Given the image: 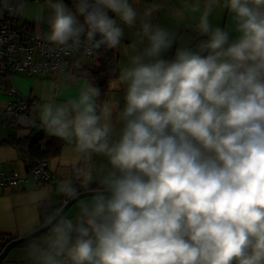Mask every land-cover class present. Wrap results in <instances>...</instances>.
<instances>
[{
    "label": "clouds",
    "instance_id": "obj_1",
    "mask_svg": "<svg viewBox=\"0 0 264 264\" xmlns=\"http://www.w3.org/2000/svg\"><path fill=\"white\" fill-rule=\"evenodd\" d=\"M45 4L48 40L88 55L120 45L118 20L137 21L129 0H74V11L64 0ZM219 6L205 0L200 50L177 49L172 59L162 55L172 34L142 22L143 47L118 77L125 95L115 138L114 109L96 103L90 82L78 100L40 108L49 135L75 138L109 166L95 181L87 173L96 187L74 219L56 220L28 245L32 264H264V0H223L239 34L231 42L229 29L209 22ZM22 8L21 0L6 10ZM61 191L79 198L70 180Z\"/></svg>",
    "mask_w": 264,
    "mask_h": 264
},
{
    "label": "crops",
    "instance_id": "obj_2",
    "mask_svg": "<svg viewBox=\"0 0 264 264\" xmlns=\"http://www.w3.org/2000/svg\"><path fill=\"white\" fill-rule=\"evenodd\" d=\"M20 2L21 0H0V7ZM64 2L74 11L73 4L68 3L67 0H64ZM22 3L23 8L19 11V25L21 27H30L33 33L41 38L48 39L50 33L48 20L51 10L45 4V0H22ZM130 4L137 11V21L131 27L121 22L124 29V37L117 47L119 70L122 69L121 64L124 63L127 66L130 57L142 49L143 45L139 43L141 24L146 19L169 31L174 38L172 48L162 54L164 59L174 58L177 49L186 48L189 44H192L194 39L201 35L197 25L204 10L205 0H130ZM153 5H157L158 9L153 11L150 17H145V10ZM196 5H199V11L194 10ZM224 10L226 8L223 7V0H220V6L214 7L212 14L209 16V22L212 26L216 23L222 24L225 18ZM225 15V26H227L228 20L233 19L229 11ZM38 16L42 17L39 21L35 19ZM80 19L82 21L83 17H80ZM161 20L166 25L161 24ZM232 24L234 25V21ZM235 34L236 37L239 35L237 32ZM184 36L187 37L185 43L183 42ZM236 37L231 39L230 42L235 40ZM204 40L205 38H201L191 48L199 51L200 48L196 47L199 43L201 45ZM133 44L137 45L136 49L131 47ZM125 57H128V60H125ZM93 62V58L76 54L70 62L68 71L59 75L44 76L11 73L9 80L17 86L23 97L37 100V109L31 115L36 121V125L40 126V108L45 103L54 102L57 105H64L69 101L78 100L81 91L88 83L85 68L91 67ZM116 82L118 84L113 91L111 85ZM4 86L5 83L0 78V165L7 172L27 173L28 170L23 153L17 141L27 138L33 133L31 129L4 125L3 112L10 100ZM124 95V86L120 84L118 77L111 80L110 92L106 102L116 110L113 114L114 138L118 135L121 127L116 114L118 106L120 110L124 106ZM94 99L96 101V97ZM43 130L40 126L39 132ZM44 132L45 137L40 142L42 148H46L49 139H58L62 144L59 151L47 159L52 174L51 181L44 187H39L35 182L24 188L0 187V252L3 250L2 246L8 237L20 238L46 224L41 220V206L43 204L56 212L63 208L69 199L66 193L61 191L63 182L70 180L73 187L78 191L88 188L96 183L88 184L86 180L87 173L91 171L95 181L100 171L109 166L107 158L103 155L94 153L89 158L88 155L80 152L75 138L64 140L49 135L45 130ZM75 173H77L76 178L73 179ZM90 200L91 196L82 198L62 218L74 219L79 214L80 205ZM50 230L44 233L42 237L45 238ZM42 240L43 238H41ZM32 242H35V240H31L30 243ZM1 264H32L28 255V246L12 249Z\"/></svg>",
    "mask_w": 264,
    "mask_h": 264
},
{
    "label": "built area",
    "instance_id": "obj_3",
    "mask_svg": "<svg viewBox=\"0 0 264 264\" xmlns=\"http://www.w3.org/2000/svg\"><path fill=\"white\" fill-rule=\"evenodd\" d=\"M38 1V0H34ZM74 5V0H67ZM12 3L8 6L16 5ZM0 7V78L5 83V90L10 97L3 112L5 126L16 127L24 118L31 117V105H37L36 99L22 96L17 86L10 82L11 73L26 75L56 76L68 71L70 62L76 54L92 58L83 47L68 48L41 38L30 27L19 25L20 13L9 12L8 7ZM27 173L7 172L0 165V187L24 188L32 182L44 187L51 181L48 160L35 161L31 156L24 158Z\"/></svg>",
    "mask_w": 264,
    "mask_h": 264
},
{
    "label": "trees",
    "instance_id": "obj_4",
    "mask_svg": "<svg viewBox=\"0 0 264 264\" xmlns=\"http://www.w3.org/2000/svg\"><path fill=\"white\" fill-rule=\"evenodd\" d=\"M109 15L115 18V14L109 12ZM99 39V36L97 37ZM93 65L91 67L85 68V73L88 78V83H92L100 89L101 95L96 97V103L102 104L106 102L108 94L110 92V82L111 80L119 77V66L117 63V48L108 49L105 47H101L99 50L95 51L93 55ZM38 105H31V113L37 109ZM28 121H34V123H28L23 120L18 123L19 128H27L31 129L33 135L23 138L17 141V144L20 146L23 157L29 155L33 160H44L53 156L59 149L62 144L58 139H49L47 142L46 148H42L40 142L45 137V132L40 131L39 135H36V121L33 119L32 115ZM76 174H74L73 179L76 178ZM91 188H95L96 184L89 186ZM58 212L52 210L46 205L41 206V220L45 224L49 222ZM14 240V238H7L2 246L4 248L7 243ZM33 240V239H32ZM31 240L27 242H23L19 244L17 247H25L30 244Z\"/></svg>",
    "mask_w": 264,
    "mask_h": 264
},
{
    "label": "water",
    "instance_id": "obj_5",
    "mask_svg": "<svg viewBox=\"0 0 264 264\" xmlns=\"http://www.w3.org/2000/svg\"><path fill=\"white\" fill-rule=\"evenodd\" d=\"M201 38H206V37L202 36V35L198 36L192 42L190 47H192ZM39 129H40V126H36V135L37 136L39 135ZM90 196H91V193L88 191V188H84V189L79 190V198L78 199L69 198L67 200V202L65 203V205L63 206V208L45 225H43L42 227L38 228L37 230H35L34 232H32L30 234H27V235L22 236L20 238L14 239V240L10 241L9 243H7L6 246L3 248V250L0 252V264L5 260V258L7 257V255L9 254V252L12 249L16 248L19 244H21L23 242H27L29 240H32V239L39 237V236L43 235L44 233H46L49 229H51V227L55 223V221L62 218L75 203H77L82 198L90 197Z\"/></svg>",
    "mask_w": 264,
    "mask_h": 264
},
{
    "label": "rangeland",
    "instance_id": "obj_6",
    "mask_svg": "<svg viewBox=\"0 0 264 264\" xmlns=\"http://www.w3.org/2000/svg\"><path fill=\"white\" fill-rule=\"evenodd\" d=\"M129 3H130V0H129ZM227 11H228V9L226 8V10H224V16H225V18L223 19V21H222V24H219V23H216L214 26H212L213 28H215V27H220L221 29H225V27H226V29H229V35H230V40L231 39H233V38H235L236 36V31L234 30L235 29V26L232 24L233 23V20H231V19H229L228 20V23H227V26H225V23H226V13H227ZM160 23L161 24H163V25H166V24H164L163 22H162V20L160 21ZM118 24H119V26H121V27H123V25L121 24V21H119L118 20ZM188 36V35H187ZM186 39H187V37L186 36H184V40H183V42L185 43L186 42ZM206 39V38H205ZM195 40V39H194ZM193 40V41H194ZM190 45L191 44H189L187 47H190ZM196 48H200V43L197 45V47ZM197 49H194V51H196ZM125 60H128V57H125ZM126 66V64H121V68H123V67H125ZM118 84V82H116V83H112V85H111V87H112V90L114 91V89H115V86ZM112 94H113V92H112ZM116 97H119V96H116ZM115 102H116V100H115ZM118 109H119V106H118ZM117 109V113L120 111V109L118 110ZM116 110L114 109V112H115ZM43 235H41V236H39V237H36V238H34V240H35V242H40L41 241V238H44V237H42ZM10 257V256H9Z\"/></svg>",
    "mask_w": 264,
    "mask_h": 264
}]
</instances>
